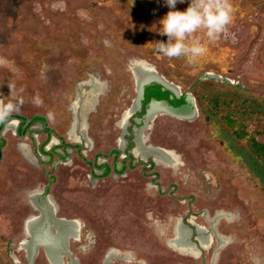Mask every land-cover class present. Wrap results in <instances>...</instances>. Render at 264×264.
Listing matches in <instances>:
<instances>
[{"label":"rangeland","instance_id":"374dc122","mask_svg":"<svg viewBox=\"0 0 264 264\" xmlns=\"http://www.w3.org/2000/svg\"><path fill=\"white\" fill-rule=\"evenodd\" d=\"M231 4L228 35L212 42L198 32L206 52L189 63L156 50L168 40L159 31L170 10L163 0H0V60L7 62L0 64V98L22 101L15 115L45 116L55 132L45 147L50 155L41 152V123L23 132L12 120L0 136V264H29L46 194L47 207L64 219L56 237H70V254L61 263L59 249H48V258L40 247L34 264H264V190L197 100L193 120L160 114L150 121L133 140L127 170L120 163L100 178L90 164L112 165L105 156L123 147L127 117L139 110L138 89L149 76L195 97L196 82L211 81L203 77L211 73L230 81L217 83L264 99V0ZM92 77L108 87L76 112ZM246 124L264 142V118ZM63 143L79 148L64 150ZM180 222L191 240L199 236L200 256ZM177 238L198 256L171 246Z\"/></svg>","mask_w":264,"mask_h":264},{"label":"trees","instance_id":"16d2710c","mask_svg":"<svg viewBox=\"0 0 264 264\" xmlns=\"http://www.w3.org/2000/svg\"><path fill=\"white\" fill-rule=\"evenodd\" d=\"M196 84L194 93L198 105L210 123L217 128L222 144L240 161L243 168L259 182L264 190V142L258 140L256 135L251 134L246 124L254 119L264 118V99L250 96L246 91L230 84L217 83L214 79L211 81H197ZM156 87L162 89L161 86L156 85ZM183 102L184 98H181L179 103ZM222 109H226L227 114L220 117L219 113ZM46 118L37 115L32 118L30 123H27L26 117L13 114L10 120H20L24 132L37 123L45 124ZM7 124L5 122L0 125V136ZM43 133L47 134V140L42 143L41 152L50 155L45 147L55 132L53 129L45 127ZM59 138L63 140L62 137ZM5 145V141L0 144V161ZM60 147L64 150L79 148V146L65 143L61 144ZM90 164L93 168L95 167L92 162ZM150 165L153 167L152 162ZM109 172L110 168L107 169L105 174Z\"/></svg>","mask_w":264,"mask_h":264},{"label":"clouds","instance_id":"9594fccd","mask_svg":"<svg viewBox=\"0 0 264 264\" xmlns=\"http://www.w3.org/2000/svg\"><path fill=\"white\" fill-rule=\"evenodd\" d=\"M170 10L160 21L161 35H166L167 43L158 42L157 52L163 57L187 58L191 63L203 56L206 48L197 37L203 32L209 41L215 42L222 35H228V26L233 21L231 0H190L185 11L175 10L177 3L185 0H163ZM7 63L0 60V64ZM11 93L13 86H9ZM36 103H39L37 100ZM22 101L15 98L5 101L0 98V123H11L10 117L19 111Z\"/></svg>","mask_w":264,"mask_h":264},{"label":"water","instance_id":"95a60500","mask_svg":"<svg viewBox=\"0 0 264 264\" xmlns=\"http://www.w3.org/2000/svg\"><path fill=\"white\" fill-rule=\"evenodd\" d=\"M205 79H216V80H222L224 82H230L229 80L223 79L222 77L215 75V74H205L203 76ZM161 86L164 91H169L173 93L174 95H177V97H181L182 92H178V90L174 87H172L166 80H164L163 77H160L158 75H152L146 78L140 85L138 89L139 94V109L141 107V101L145 92L146 87L149 86ZM178 86V85H177ZM179 87V86H178ZM160 114H167L171 115L177 118L181 119H189L193 120L195 119L199 114V109L197 106V102L195 97L191 93H186L185 95V102L182 105L174 106L169 101L166 100H156L153 99L151 103L149 104V109L147 110V116L145 120V126L143 129H146L149 126V122L154 120L158 115ZM41 117L46 118L45 116L38 115ZM130 117V116H129ZM128 117V118H129ZM28 123L32 121V119L28 120ZM2 123H0L1 125ZM44 127H49L52 129L51 126L48 125V119L46 118V123L43 125ZM119 152L125 150V147L117 149ZM136 150L135 148L133 151ZM113 152V150L110 152V154ZM109 154V155H110ZM42 202H38V206L40 210L42 211V214L40 217L42 219L40 220V223L37 225L34 236L31 237V240L29 241L30 248L28 249L29 253V264H34L36 256L38 254V249L40 247L44 248V250L47 253V256L49 258V247L45 243V238L51 237L56 241L59 249V260L61 263L63 262V254H70L69 252V236H66L59 241L55 240L57 236V231L61 229V220L58 219L55 216V213L53 210H50L47 205L45 204V201L49 199L48 195L41 196ZM39 217V218H40ZM55 231V232H54ZM190 240V238L188 239ZM190 244L195 247L194 243L190 240ZM70 264H77L76 261H72Z\"/></svg>","mask_w":264,"mask_h":264},{"label":"flooded vegetation","instance_id":"af4514ba","mask_svg":"<svg viewBox=\"0 0 264 264\" xmlns=\"http://www.w3.org/2000/svg\"><path fill=\"white\" fill-rule=\"evenodd\" d=\"M104 85H105L104 89L108 87V83H106V84L104 83ZM149 88H152V89H149ZM104 89L99 95H102V94L105 93ZM180 92H182V91H180ZM185 95H186V93L182 92L181 93V97L179 98V97H177V95H174L173 93H171L169 91H164L163 89H158L156 86L146 87L144 95H143V98H142V101H141L140 109L138 111H136L134 114H132L129 118L127 117L126 126L124 127V134H123V137H122V141L124 142L123 147H125V150L119 152L117 150L119 148H115V149H113V152L111 154H110V152L112 150L109 152L110 155L108 154L107 156H105L102 153L98 154L97 158L105 156L106 159H111L112 160V165L110 163H108V162H105V163L100 164V165L99 164L97 165L96 163H94L95 167L92 169V174H94L95 170L100 169V170H102V173H103V176H101L100 178H104V177H108L113 172V170L118 171V166H119L120 163L122 165V171L127 170L128 165L131 167V164L129 162H131V160L134 157L133 154H131V151H133V149L135 148V147L134 148L132 147L134 145V141L133 140H135V139H136V141L139 140V137H142L143 133L145 131H147L151 127V125L149 124V126L146 129H143L144 126H145L147 110L149 109V104L151 103V101L153 99H156V100H159V101L160 100H166V101H169L174 106H179V105H182L185 102ZM181 98H184V102L183 103H179V100ZM28 120H30V119H28ZM27 123H28V121H27ZM43 128H45V127L43 126ZM132 131H135L136 133L131 134ZM123 147L121 146L120 148H123ZM120 156H122V160H119ZM141 164L143 165V171L146 173V169H147L146 165H147V163L143 161ZM108 168H110V172L108 174H105V172L107 171ZM119 173L121 174V172H119ZM40 202H42V199H40ZM58 219H60V218H58ZM180 224H181V226L184 227V229H185V231L187 232V235H188V237H186V238L184 237L185 241L189 245H191L190 244V240L192 239V237H191V233H192L191 229L187 228L181 222H180ZM198 237L199 236H197V235L195 236V241H200ZM189 238H190V240H188ZM191 241L193 242L194 240H191ZM194 248L199 252V256H200L201 251H199L196 247H194Z\"/></svg>","mask_w":264,"mask_h":264},{"label":"bare ground","instance_id":"6f19581e","mask_svg":"<svg viewBox=\"0 0 264 264\" xmlns=\"http://www.w3.org/2000/svg\"><path fill=\"white\" fill-rule=\"evenodd\" d=\"M87 83L89 86V90H85L86 89L85 85L82 84V86H81L80 93H79V101H77L74 105V110L76 112L79 109L80 105L83 106L85 109H88L89 107H91V105L93 103V98L98 96L103 91V89L105 87L103 82H101L100 80H98L94 77H92L89 80V82H87ZM178 92H179V90H178ZM84 121H85V119H84ZM72 136H73V134H72ZM55 240L59 241V239L57 237ZM44 241L47 244V246L49 247V249H56V248L58 249V245H57L56 241H54L53 238L46 236ZM170 245L182 253L190 254V255H193L195 257L198 256V252H196V251L190 249L189 247L185 246L180 238L173 240L170 243ZM208 245H209L208 242H202L203 247L207 248Z\"/></svg>","mask_w":264,"mask_h":264}]
</instances>
